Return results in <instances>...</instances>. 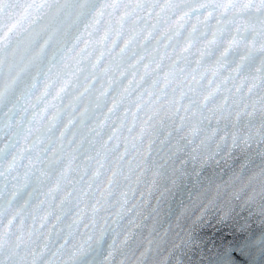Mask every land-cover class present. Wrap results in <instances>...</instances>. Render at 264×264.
<instances>
[{"label":"water","instance_id":"1","mask_svg":"<svg viewBox=\"0 0 264 264\" xmlns=\"http://www.w3.org/2000/svg\"><path fill=\"white\" fill-rule=\"evenodd\" d=\"M0 264H264V0H0Z\"/></svg>","mask_w":264,"mask_h":264}]
</instances>
